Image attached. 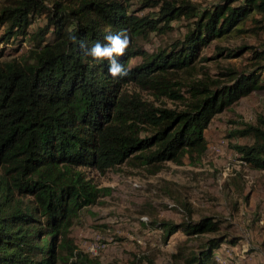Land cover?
Masks as SVG:
<instances>
[{"label": "trees", "instance_id": "trees-1", "mask_svg": "<svg viewBox=\"0 0 264 264\" xmlns=\"http://www.w3.org/2000/svg\"><path fill=\"white\" fill-rule=\"evenodd\" d=\"M131 1L4 0L0 5V264H101L82 254L71 237L80 212L110 193L87 171L103 174L127 165L156 175L167 162L196 166L207 152L205 131L213 117L264 89V37L261 50L217 44L236 35L264 36V0H219L208 8L138 0L136 10ZM157 7L156 19L152 13L136 14ZM41 18L45 24L32 31ZM182 18L189 26L181 39L158 52L142 49L141 40L164 34ZM121 31L130 45L115 59L128 75L113 77L109 61L86 56L85 49ZM212 44L214 54L201 57ZM248 52L252 70L228 68L219 73L224 82L206 76L178 80L182 73L191 77L198 63ZM133 88L183 108L156 107ZM228 137L249 139L233 146L238 159L264 171L262 119ZM182 208L186 217L179 223L151 222L164 242L176 233L212 237L195 250L179 246L164 264H214L223 245L238 244L222 232L223 220H194ZM131 264L155 263L135 258Z\"/></svg>", "mask_w": 264, "mask_h": 264}, {"label": "rangeland", "instance_id": "rangeland-1", "mask_svg": "<svg viewBox=\"0 0 264 264\" xmlns=\"http://www.w3.org/2000/svg\"><path fill=\"white\" fill-rule=\"evenodd\" d=\"M3 1L0 0V5ZM182 1L198 8H208L219 0H177ZM130 4H135L130 7L134 10L139 8L138 0ZM158 11L157 7L136 14L152 13L151 18L156 19ZM44 24L41 18L32 31ZM169 26L170 30L164 34L152 33L147 41L141 40L142 49L148 53L158 52L181 39L188 30L189 21L182 18L172 21ZM263 37L260 33L236 35L217 44L230 49L250 46L261 50ZM213 54L214 44L203 50L200 56ZM250 56L248 52L238 58L201 62L191 77L182 73L178 80L196 81L206 76L224 82L227 78H221L219 73H225L228 68L238 72L252 70L254 60L249 61ZM137 62L135 58L129 64L132 66ZM136 91L156 107L183 108L177 101L165 97L156 100L147 91ZM259 118L264 121V89L252 92L213 117L205 131L207 152L196 166L189 165L187 160L182 166L167 162L156 175L127 165L103 174L87 171L98 188H108L110 193L99 199L96 205L81 211L74 220L71 237L77 249L101 264H131L135 258H148L155 264H164L170 261L171 254L179 246L195 250L202 241L212 237L188 239L176 233L164 242L161 231L154 230L151 222L179 223L186 217L182 208L185 206L194 220L201 217L223 220L222 232L238 238L236 246L223 245L217 251L214 264H264V171L254 170L238 159L233 146L248 144L249 139L228 137L230 132L243 129L245 124L257 125ZM220 145L222 148L217 153Z\"/></svg>", "mask_w": 264, "mask_h": 264}, {"label": "clouds", "instance_id": "clouds-1", "mask_svg": "<svg viewBox=\"0 0 264 264\" xmlns=\"http://www.w3.org/2000/svg\"><path fill=\"white\" fill-rule=\"evenodd\" d=\"M72 42L77 41L76 36H70ZM106 43L96 42L92 47L85 49V55L93 59L109 61L108 72L113 77H124L128 70L115 59L116 56H123L130 45V37L126 31L105 36Z\"/></svg>", "mask_w": 264, "mask_h": 264}, {"label": "built area", "instance_id": "built-area-1", "mask_svg": "<svg viewBox=\"0 0 264 264\" xmlns=\"http://www.w3.org/2000/svg\"><path fill=\"white\" fill-rule=\"evenodd\" d=\"M224 144V142H221V145H223ZM221 145L216 149V152L218 153L220 150H221ZM242 163V162H241Z\"/></svg>", "mask_w": 264, "mask_h": 264}]
</instances>
